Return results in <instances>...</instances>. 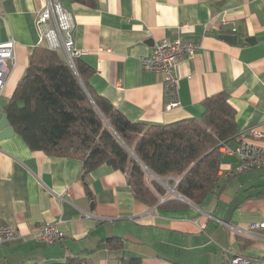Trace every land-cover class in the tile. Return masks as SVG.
<instances>
[{
	"label": "crops",
	"instance_id": "1",
	"mask_svg": "<svg viewBox=\"0 0 264 264\" xmlns=\"http://www.w3.org/2000/svg\"><path fill=\"white\" fill-rule=\"evenodd\" d=\"M58 1L73 16L77 63L87 71L89 91L130 121L196 118L205 98L225 93L238 134L227 145L236 146L253 126L264 129V39L246 41L264 37V0ZM44 4L0 0V42L15 40V64L0 97L6 106L39 43L35 19ZM225 34L237 35L236 42ZM176 36L200 45L178 61L176 93L170 94L163 75L143 69L139 58ZM237 163L235 155L222 153L221 189L199 202L171 194L167 204L150 206L135 199L121 170L102 163L85 181L81 159L32 150L14 132L0 139V225L14 226L19 236L0 243V264H56L73 255L89 264H124L122 250L141 264H224L234 253L264 264V239L247 234L251 222L264 219V168L237 172ZM48 222L64 233L52 244L33 233ZM112 236L121 239L122 250L108 246Z\"/></svg>",
	"mask_w": 264,
	"mask_h": 264
},
{
	"label": "trees",
	"instance_id": "2",
	"mask_svg": "<svg viewBox=\"0 0 264 264\" xmlns=\"http://www.w3.org/2000/svg\"><path fill=\"white\" fill-rule=\"evenodd\" d=\"M74 1L93 5L96 0ZM73 63L74 69L60 51L44 43L30 49L4 111L30 149L78 157L85 181L102 163L119 169L126 174L135 199L150 206L169 202L171 194L162 181L194 202L209 191H220L219 141L227 144L238 135L236 111L227 94L205 98L203 112L196 118L167 124L130 121L106 98L89 91L86 69L77 57ZM85 186L88 189L86 182ZM108 242L112 249L123 248L119 237H109ZM56 264L89 262L73 255ZM128 264L141 262L133 257Z\"/></svg>",
	"mask_w": 264,
	"mask_h": 264
},
{
	"label": "built area",
	"instance_id": "3",
	"mask_svg": "<svg viewBox=\"0 0 264 264\" xmlns=\"http://www.w3.org/2000/svg\"><path fill=\"white\" fill-rule=\"evenodd\" d=\"M35 23L39 32V43H44L50 49L60 51L73 68V57L78 55V50L74 46L71 33L74 25L71 12L63 7L58 0H45L43 8L36 16ZM221 23L225 25L227 20L223 18ZM229 29L231 34L236 32L234 25H231ZM14 44L15 40L12 37L0 42V97L4 92L10 70L15 64ZM199 45L198 41L184 36L162 39L153 45L149 54L141 56L139 60L143 69L161 73L170 94H175L178 80L176 75L177 63L183 57H191ZM171 105H175V101H171L168 107ZM219 144L222 153L236 156L238 163L235 170L237 172L264 168V129L262 127L253 126L249 128L234 147L227 145L223 140H220ZM176 182L178 179H175ZM162 183L169 189V194L179 195L174 186L170 187L163 181ZM164 200L165 197L160 198V201ZM33 233L39 241L47 244L55 243L64 236L58 224L51 222L39 225ZM247 234L251 237L264 239V219L251 222ZM18 236L19 233L14 226L0 225V243L15 239ZM256 263V258L237 253L227 257L224 262V264Z\"/></svg>",
	"mask_w": 264,
	"mask_h": 264
},
{
	"label": "water",
	"instance_id": "4",
	"mask_svg": "<svg viewBox=\"0 0 264 264\" xmlns=\"http://www.w3.org/2000/svg\"><path fill=\"white\" fill-rule=\"evenodd\" d=\"M221 37L223 39H226L227 41H230V42H233V43L236 42V40H237V35H235V34L234 35H230V34L226 35L225 34V35H221ZM258 39H264V37H260V38L250 37V38H247L246 41L248 43H255ZM73 69H74V67H73ZM0 107L1 108H5L6 107L5 101L1 102V100H0ZM14 132H15V130H14L13 126L9 122L7 113L3 112V111H0V139L9 137V136L13 135ZM124 255H125V250H122L121 251V257L124 259V264H128L129 259L128 258H124Z\"/></svg>",
	"mask_w": 264,
	"mask_h": 264
},
{
	"label": "rangeland",
	"instance_id": "5",
	"mask_svg": "<svg viewBox=\"0 0 264 264\" xmlns=\"http://www.w3.org/2000/svg\"><path fill=\"white\" fill-rule=\"evenodd\" d=\"M154 178H155V177H154ZM155 179H157V178H155ZM162 180L166 181V178H165V179L162 178Z\"/></svg>",
	"mask_w": 264,
	"mask_h": 264
}]
</instances>
